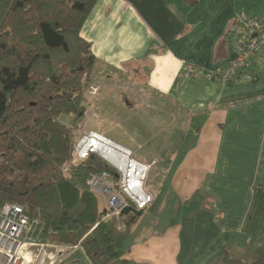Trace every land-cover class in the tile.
<instances>
[{"label":"crops","instance_id":"0c3cea01","mask_svg":"<svg viewBox=\"0 0 264 264\" xmlns=\"http://www.w3.org/2000/svg\"><path fill=\"white\" fill-rule=\"evenodd\" d=\"M260 15L264 0H198L193 8L180 0H97L90 10L80 36L94 57L92 84L135 87L160 115L188 119L192 135L190 143H175L180 132L168 136L160 129L165 137L156 148L159 163L129 155L131 149L146 150L150 142L137 148L115 145L117 157L126 155L142 175L126 179L125 186L124 165L110 161L121 172L122 191L143 210L123 243V260L221 264L227 253L247 264H264V63L255 58L227 83L182 77L189 64L209 69L231 63L241 41L240 25ZM118 93L115 102L127 109L143 106L136 95ZM105 97L114 101L110 94ZM125 131L129 145L135 135ZM108 132L124 139L114 127ZM175 148L183 149L178 159ZM151 164L161 175L153 193L145 188L142 172ZM193 200L196 211L186 227L175 216L160 228L166 214L188 208ZM149 208L153 217L146 220ZM61 247L55 264H91L79 244Z\"/></svg>","mask_w":264,"mask_h":264},{"label":"trees","instance_id":"16d2710c","mask_svg":"<svg viewBox=\"0 0 264 264\" xmlns=\"http://www.w3.org/2000/svg\"><path fill=\"white\" fill-rule=\"evenodd\" d=\"M96 1L0 0V207L19 205L41 222V240L79 244L91 264H146L122 259L143 210L123 193L120 172L93 152L73 162L95 65L80 30ZM102 173L123 199L118 215L87 184ZM221 264L247 263L224 253Z\"/></svg>","mask_w":264,"mask_h":264},{"label":"rangeland","instance_id":"374dc122","mask_svg":"<svg viewBox=\"0 0 264 264\" xmlns=\"http://www.w3.org/2000/svg\"><path fill=\"white\" fill-rule=\"evenodd\" d=\"M93 80L90 82V86L86 90V113L83 117V119L77 123L76 126H78L77 130L75 131L74 135V153H73V162L77 163L78 161L83 160L88 153L93 152L97 153L99 156L104 158L109 163L112 162V159H116L117 162L124 165L122 167V183L126 186V179H131V176H140L141 175V167L135 168L131 166L130 164V158L127 159V156L125 155L121 157L117 155L116 147L115 145H121V146H134L137 148V146H141L143 141L149 143L150 146L146 147V150L139 151L138 153H129V155L134 158H141L146 160L148 162L149 160L154 159L155 162L159 161L158 153L160 150L156 149L159 144L164 143V133L162 132L160 134V129H166L165 131L168 133V136H173L175 133L180 132L178 134H175V137L177 140L175 143H190L192 141V135L188 132V127L186 124H188V119L183 118L182 120L179 119V117H175L171 113L167 116L160 115L159 112H157V107L152 104V100L149 102L146 99L144 94H141L140 90H137L135 87L126 86L125 84L119 82H115L112 85L105 86L103 84H92ZM96 89H93V88ZM124 89L128 96L135 95L138 97V99L143 101V106L135 105L132 110L127 109V106L124 105V103L120 100H117L115 102V97L119 96L118 92ZM105 93V94H104ZM106 94H110V98L113 97V100H110L108 97L106 98ZM126 95V94H125ZM126 96V97H128ZM112 98V99H113ZM118 99V98H117ZM112 101V106H109V101ZM147 101V102H146ZM107 110H114L111 113ZM61 123L64 125H71L72 124V118L70 116H61L60 117ZM111 122V123H110ZM120 126V127H119ZM114 127L115 132L124 133V139H119L118 137H115L113 132L109 133L108 130ZM125 129L132 131V133L135 135L133 136L131 143L127 142V134L125 133ZM102 133V134H101ZM126 138V140H125ZM172 139V138H170ZM137 144V145H134ZM173 147H175L177 144H172ZM181 144H179L180 147ZM182 146H185V144H182ZM145 147V146H144ZM178 151L176 148L174 149L173 153L183 152V149H179ZM180 156V154H179ZM178 154L176 155V158H179ZM117 157V158H116ZM111 161V162H110ZM153 161V160H152ZM127 162V164L125 163ZM159 163V162H158ZM151 164L152 169H147L146 167H143L142 172L144 173V184L145 188L150 189L151 192L154 188L158 185L157 180L160 178L161 175H157L158 166ZM121 173V172H120ZM131 174V175H130ZM142 176V175H141ZM121 182V180H120ZM103 186H110L109 180H103ZM124 187V185L122 186ZM112 188V187H111ZM124 189H127L124 187ZM125 192H129L132 194V191L130 189L125 190ZM124 193V192H123ZM153 193V192H152ZM113 194V193H112ZM111 194V195H112ZM125 194V193H124ZM126 196V195H125ZM100 203L105 205V208L109 211L114 208H118V206H110L108 204L109 196H99ZM127 197V196H126ZM128 198V197H127ZM123 201V199L121 198ZM131 200V199H130ZM170 204V201H168ZM153 206L154 204L149 203L147 207ZM156 205V204H155ZM112 207L111 209L108 207ZM153 208V207H152ZM152 208H149V210H146L144 216L148 218H152ZM195 205L194 200L189 204L188 208H177L176 213L172 214H166L164 217V220L160 221V228L165 226V222L168 219H171L173 217L180 218L179 222L186 227L187 223L189 222V215L192 213H195ZM180 215L183 217L181 218ZM139 220L137 219L135 224ZM148 221H146L147 223ZM134 224V225H135ZM133 228V227H132ZM132 228L130 229V232L132 231ZM261 264V263H260Z\"/></svg>","mask_w":264,"mask_h":264},{"label":"built area","instance_id":"2783aa9c","mask_svg":"<svg viewBox=\"0 0 264 264\" xmlns=\"http://www.w3.org/2000/svg\"><path fill=\"white\" fill-rule=\"evenodd\" d=\"M241 25L239 29L242 33L241 41L237 44L235 58L231 63L209 69L189 64L185 67L182 77H204L210 81L227 83L237 79L255 58L264 63V15L254 16ZM106 179L109 180L105 173L90 176L87 184L99 196H109L107 206H118L111 210L114 215H118L124 202L110 186L102 185ZM110 206L108 208L111 209ZM41 233V222L24 215L19 205L10 203L2 205L0 264H55L58 253L63 249L59 245L41 240Z\"/></svg>","mask_w":264,"mask_h":264}]
</instances>
